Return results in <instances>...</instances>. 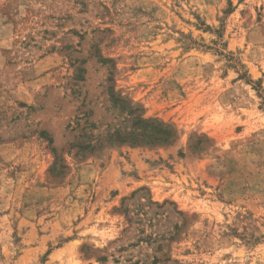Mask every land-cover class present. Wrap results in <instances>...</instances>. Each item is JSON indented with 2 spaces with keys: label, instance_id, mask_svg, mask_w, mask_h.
<instances>
[{
  "label": "rangeland",
  "instance_id": "374dc122",
  "mask_svg": "<svg viewBox=\"0 0 264 264\" xmlns=\"http://www.w3.org/2000/svg\"><path fill=\"white\" fill-rule=\"evenodd\" d=\"M0 264H264V0H0Z\"/></svg>",
  "mask_w": 264,
  "mask_h": 264
}]
</instances>
